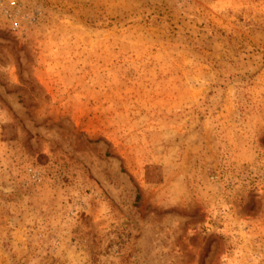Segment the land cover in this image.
<instances>
[{"label":"rangeland","instance_id":"obj_1","mask_svg":"<svg viewBox=\"0 0 264 264\" xmlns=\"http://www.w3.org/2000/svg\"><path fill=\"white\" fill-rule=\"evenodd\" d=\"M18 1L0 264H264V0Z\"/></svg>","mask_w":264,"mask_h":264},{"label":"built area","instance_id":"obj_2","mask_svg":"<svg viewBox=\"0 0 264 264\" xmlns=\"http://www.w3.org/2000/svg\"><path fill=\"white\" fill-rule=\"evenodd\" d=\"M21 13V4L18 0H0V17L7 19L13 26Z\"/></svg>","mask_w":264,"mask_h":264}]
</instances>
